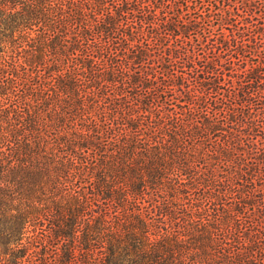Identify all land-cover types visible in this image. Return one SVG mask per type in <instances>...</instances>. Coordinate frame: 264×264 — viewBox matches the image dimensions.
<instances>
[{
    "label": "trees",
    "instance_id": "obj_1",
    "mask_svg": "<svg viewBox=\"0 0 264 264\" xmlns=\"http://www.w3.org/2000/svg\"><path fill=\"white\" fill-rule=\"evenodd\" d=\"M0 264H264V0H0Z\"/></svg>",
    "mask_w": 264,
    "mask_h": 264
}]
</instances>
